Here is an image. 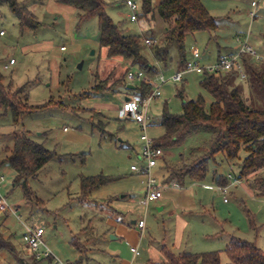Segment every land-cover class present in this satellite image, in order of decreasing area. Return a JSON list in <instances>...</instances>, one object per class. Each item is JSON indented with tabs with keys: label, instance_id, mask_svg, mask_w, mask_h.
I'll list each match as a JSON object with an SVG mask.
<instances>
[{
	"label": "rangeland",
	"instance_id": "obj_1",
	"mask_svg": "<svg viewBox=\"0 0 264 264\" xmlns=\"http://www.w3.org/2000/svg\"><path fill=\"white\" fill-rule=\"evenodd\" d=\"M18 1L27 5L41 25L36 30H22L17 15L7 4L0 5V31H5L0 37V72L13 89L26 85L29 103L39 104L52 98L69 108L55 107L27 114L16 126L11 112L2 115L0 107V159L5 155V147L13 145L16 130L27 131L34 140L56 152L37 177L29 178L35 193L30 197L20 184L14 182L15 172L9 165L0 168V174L7 179L1 191L17 211L0 215V264L32 261V251L23 240L27 225L43 227L46 243L64 261L108 264L111 258L109 253L101 250L102 242L111 241L106 235L110 228L107 220L109 216H116V208L121 205L119 200L113 204L110 199L106 202L109 193L117 194V187L131 186L133 199L137 201L144 187L142 180L147 179V176H138L131 171L132 164L140 163L138 152L144 131L140 124L120 113L122 101L127 94L133 93L120 81H126L128 71L140 70L130 66V61L123 57L108 56L106 47L100 45L97 17L79 23V11L57 0ZM119 1L108 0L106 10L113 20L124 22L128 33L139 34L143 39H152L155 45H162L165 21L155 15L154 18L138 16L137 22H133L128 17L129 9L124 4H117ZM159 1L153 0L154 5ZM252 1L258 4L253 6ZM203 2L217 18L219 28L187 34L184 42L186 58H190L192 49L197 47L203 63L214 62L219 52H239L244 43L264 56V0ZM142 52L155 63L151 46L145 44V40ZM170 56L168 68L159 64L166 77L183 68L179 67L180 54L176 45L170 47ZM11 58L16 63L6 68ZM254 61L262 63L264 59L254 58ZM199 80L200 76L191 72L185 74L183 82L169 81L163 85L162 95L151 104L147 128L150 137L158 138L164 134L159 121L165 103L171 112L181 113L183 98L178 91L182 87L185 100L196 99L202 94L210 104L213 97ZM242 81L239 78L236 84L242 85L244 96H250L249 82ZM99 82H105L107 88L95 93L92 87ZM100 120L105 130L94 124ZM154 120L155 124L151 122ZM207 139L209 134L193 135L183 144L162 147L165 159L162 157L160 164L167 160L166 164L181 166V155L186 158L193 147L207 146ZM245 154L241 152L242 157ZM218 162L220 165H215ZM240 165L238 159L228 161L217 156L216 163H210L205 182H212V173L216 170L226 174L238 171ZM99 174L115 177L117 181L101 186L82 199L81 177ZM152 174L160 180L161 168H153ZM254 179L252 175L240 186H231L225 194L229 199L227 202L219 190L206 191L201 186L196 187L203 206L188 215L190 224L185 235L193 238L188 241L186 251L224 250L233 236L255 242L264 249V195H258L252 189ZM126 202L135 218L144 216L143 204H134L132 200ZM156 212L153 208L147 215L148 226L154 235L163 231L159 224L161 218L154 216ZM117 242L114 240L113 243ZM4 244L10 247H3ZM221 259L222 264L229 262L225 252Z\"/></svg>",
	"mask_w": 264,
	"mask_h": 264
},
{
	"label": "trees",
	"instance_id": "obj_2",
	"mask_svg": "<svg viewBox=\"0 0 264 264\" xmlns=\"http://www.w3.org/2000/svg\"><path fill=\"white\" fill-rule=\"evenodd\" d=\"M138 1L141 4L140 17L154 18L158 15L166 23L162 45L153 44V40L151 44L145 42L151 46L155 63L150 62L142 52L143 42L147 38L143 39L139 34L128 33L124 22L114 21L107 13L109 4L107 0H57L79 11V23L97 17L100 45L106 47L108 56L123 57L130 61V66H136L140 72L151 77L162 71L159 64L168 67L172 45H176L179 50V67L185 64L189 59L186 58L184 46L187 34L199 31L212 32L219 28L217 18L210 13L203 0H160L157 5H154L153 0ZM119 3L123 4L120 1ZM3 4H7L17 15L22 30L26 28L36 30L41 25V21L23 2L0 0V5ZM233 54L235 53H228V55ZM222 55L219 52L217 59ZM253 57L250 53L240 54V63L247 75L245 79L241 77L237 65L227 72L202 76L200 85L213 97L210 104H207L202 94L196 99L185 100L184 87H182L178 91L179 96L183 98L181 113L171 112L167 103L163 105L159 124L165 131L160 137L153 138L155 146L167 148L183 144L193 135L209 134V139L206 140L207 146L193 147L186 158L183 157L184 154L181 155L183 163L179 167L163 161L165 166H161L162 184L170 185L175 182L182 186L190 182H205L210 173V163H216L217 156H223L228 161L238 159L241 163L239 170L231 172L246 181L254 175L255 179L251 187L258 195H264V61L256 63ZM239 78L243 80L242 82L244 80L249 82L250 96H244L242 85L236 84ZM120 82L124 88L142 96H147L153 89L147 83L136 84V81L133 83L134 88H129L127 77L125 82L123 80ZM25 87L26 85H23L13 89L11 84L6 82L5 75L0 72L1 114L6 115L11 112L13 124L16 126L27 114L55 107L69 108L61 102H58L60 104L58 105L52 98L39 104L29 103ZM106 88L105 82H99L92 87V90L99 93ZM91 110L102 115L96 109ZM101 121L94 124L103 130ZM151 122L156 123L155 120ZM242 151L246 152L243 157ZM55 155V151L49 150L43 142L34 140L27 131L16 130L13 145L5 147V155L0 159V167L9 165L15 172L14 182L20 184L26 196L30 197L35 193L31 190L29 178L37 177ZM218 163L215 165H220V162ZM114 180L115 177L101 174L82 176L81 198L86 199L94 190ZM212 181L216 185L230 183L228 174L219 171L212 173ZM3 247L10 246L4 244ZM162 251L166 258L162 261H153L151 264H222V252L229 257V262L226 264H264V249L255 242L235 236L230 239L224 250L175 252L164 245ZM19 261L21 264H55L52 257L37 258L34 253L30 263Z\"/></svg>",
	"mask_w": 264,
	"mask_h": 264
},
{
	"label": "built area",
	"instance_id": "obj_3",
	"mask_svg": "<svg viewBox=\"0 0 264 264\" xmlns=\"http://www.w3.org/2000/svg\"><path fill=\"white\" fill-rule=\"evenodd\" d=\"M128 9V17L131 21L137 22L139 12L141 9V4L138 0H120ZM253 6L257 5V1L252 2ZM254 13L252 12V15ZM5 34L4 30L0 31V37ZM147 44L152 43V39H145ZM250 53L255 59H264L263 55H260L252 46L244 43L239 52L228 55L223 54L214 62L203 63L202 55L197 47H194L191 52V57L185 62V66L182 70L177 71L173 75L166 77L164 73L160 72L155 77H148L142 72H134L132 70L128 71L127 80L130 84L135 81H140L151 85L153 88L151 93L147 96H142L140 93H134L128 96V99L122 102L120 113L122 117H130L138 124L141 125L143 133L141 135V150L138 153V158L140 163H135L131 165V170L139 174L147 176V191L144 198L141 200L143 204H148L152 201H156L163 196V190L160 186L158 179L152 174L153 168L158 165V161L163 157L164 151L161 147H157L154 144V140L147 133V128L149 126V120L151 115L149 113V107L151 103L162 95V87L169 81L181 82L184 80V75L187 72H195L199 75L206 74H219L222 72H227L232 69L233 66L237 65L240 75L243 79L247 77L242 64L240 63L241 53ZM15 59H10L9 63L5 65L9 68L10 65L15 63ZM230 183L228 185H206L207 188L217 189L224 195V201H229L225 194L228 192L231 186L240 185L242 179L237 177L233 173L228 174ZM5 182V176L0 177V213H6L8 211L16 213L17 211L13 208V205L9 202L7 197L2 193L1 189ZM176 186L179 184L175 183ZM140 227L145 226V221L141 220L139 222ZM45 229L43 227L26 226V230L23 235V240L31 249L32 253L36 255L37 258H48L52 257L56 264H68L67 262L60 259L48 246L44 239ZM132 252L135 255H139L140 251L138 247H132Z\"/></svg>",
	"mask_w": 264,
	"mask_h": 264
},
{
	"label": "crops",
	"instance_id": "obj_4",
	"mask_svg": "<svg viewBox=\"0 0 264 264\" xmlns=\"http://www.w3.org/2000/svg\"><path fill=\"white\" fill-rule=\"evenodd\" d=\"M117 4L120 3L118 2ZM237 52H232V53H237ZM184 66L185 64L183 65V68ZM187 73H191V72H187ZM199 76L201 80L202 75ZM129 85H133V83L132 84L129 83ZM134 93L136 92L133 91V93L127 94L126 97ZM126 97L124 100H126ZM150 110H151V105L149 107V113ZM152 119H154V117ZM163 158L165 159V157ZM161 166L162 165L160 164L159 161L156 167L161 168ZM216 171L218 172V170ZM134 173L137 174L138 176L140 175L145 176L137 172ZM229 173H233V172L229 171L226 174ZM162 174L163 171L161 168L160 178L162 177ZM1 176L4 175L0 174V177ZM6 180L7 179L5 177V181ZM158 181L160 182V186L163 190V196L160 199L156 201H152L148 204H143L141 202L147 191V185H146L147 179L142 180V182L144 183V187L142 188V194L140 195V199L137 201L133 199L134 195L132 193L134 191L132 190L131 186H123V188L117 187V189L119 190L117 194H110L111 192L114 193V191H110L108 200L106 202H108L110 199V202L113 204L117 202V200H119L121 205L118 206L119 208H116V213L118 215L116 214V216H109V219L107 220V223L110 226V228L108 229L106 235L110 237L109 239L111 241L102 242L103 249L101 250L109 253L111 258L108 260V264H151L153 261H162L166 258L165 253L162 251V246L164 245L175 252L186 251L185 248L186 245H188V241L190 239L192 240L193 238V237H187V235H185L187 234V230L190 224L188 220L189 217L188 215L193 214L197 209H200V207L203 206L202 203L203 201L198 196V191L196 187L201 186V188L206 191L217 190V189L207 188L206 186L208 184L209 185H216V184H214L213 181L202 182V183L190 182L182 186L180 185L176 186L175 182L173 184L166 185V184H162L161 179L160 180L158 179ZM240 185H236V187ZM128 200H132L134 204L138 202L139 204H143L146 209L144 212V216L135 218L133 211H131L130 208H128V203L126 202ZM153 208L157 210L156 214H154L156 219L161 218V223L159 222V224L162 225L160 229L161 228L163 229V231L159 232V234L157 235L151 234L152 233L151 228L148 226L147 215L149 214L150 210H153ZM1 214L4 213H0V215ZM141 220L145 221L144 227L139 226V222ZM101 237L105 238L106 236L102 235ZM114 240H118V242L114 244L113 243ZM107 242H108V246L106 248ZM103 243H105V245H103ZM134 246L138 247L140 251L139 255H135L132 252L131 248ZM65 262L71 264L69 261H65Z\"/></svg>",
	"mask_w": 264,
	"mask_h": 264
},
{
	"label": "water",
	"instance_id": "obj_5",
	"mask_svg": "<svg viewBox=\"0 0 264 264\" xmlns=\"http://www.w3.org/2000/svg\"><path fill=\"white\" fill-rule=\"evenodd\" d=\"M81 66V64L79 65ZM129 88H134V85H128ZM126 99H128V97H126Z\"/></svg>",
	"mask_w": 264,
	"mask_h": 264
}]
</instances>
